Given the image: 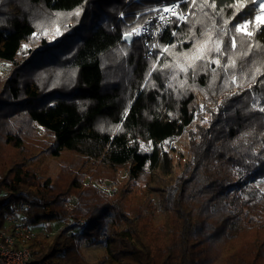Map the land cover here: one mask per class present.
Instances as JSON below:
<instances>
[{"label": "trees", "instance_id": "1", "mask_svg": "<svg viewBox=\"0 0 264 264\" xmlns=\"http://www.w3.org/2000/svg\"><path fill=\"white\" fill-rule=\"evenodd\" d=\"M176 1L0 0V141L23 152L0 163V213L22 200L27 223L64 222L31 242L40 260L88 264L80 241L105 238L102 264H264V19L257 0H201L155 55L123 40ZM78 11L77 28L61 24ZM37 126L63 165L53 185L27 170ZM184 132L177 173L168 141Z\"/></svg>", "mask_w": 264, "mask_h": 264}, {"label": "rangeland", "instance_id": "2", "mask_svg": "<svg viewBox=\"0 0 264 264\" xmlns=\"http://www.w3.org/2000/svg\"><path fill=\"white\" fill-rule=\"evenodd\" d=\"M185 5L189 13L191 14V18L195 19L198 17V13L202 10L203 4L201 0H180ZM256 12L258 15V18L264 19V0H257L256 1ZM77 13V12H76ZM74 14L73 16H64L61 18V24L65 26L69 23V21L74 18L77 22L75 24V28H77L82 21L81 16L83 14L82 11H78V15ZM84 16V14H83ZM149 18V16L146 18V20ZM146 20L143 23L136 24L130 28V31L127 34H132V30L134 27L138 25H143ZM133 35V34H132ZM141 42L142 47L145 45V40L143 38H139ZM155 42V41H154ZM156 44V42L154 43ZM157 47V46H156ZM155 48V46H154ZM146 54L148 53V49L145 48ZM156 50V48H155ZM155 50L154 55H155ZM122 57H126L125 53H119ZM153 55V56H154ZM7 72V67L3 66L2 74ZM151 75V73H149ZM66 76H55L56 79H59V81L65 80ZM109 77V76H108ZM152 76H148L150 78ZM112 81V80H111ZM56 82V80L54 81ZM148 85L155 86L154 83H149ZM2 109L0 110V114L2 117H4V113H6L7 110H9L10 106H7V104L1 105ZM0 115V117H1ZM194 126V124H193ZM192 126V127H193ZM37 135L32 140H34L36 143H38V147H33L30 153L28 154V157L30 155L32 156V159L30 163L27 164V170L31 172H35L36 176L40 177L41 183H44L46 181H50L51 185L55 184L58 181V178L62 176V163L59 161V159L55 157H51L49 154L44 153L45 148V136H43L42 130L39 126L36 127ZM188 133L184 132L181 135L177 136L176 138L168 141V148L170 151V156L172 158L173 164H174V170L178 173L180 172L183 163L188 159L189 149H188ZM25 139H28L29 142H26ZM24 139V145L30 146V139L29 136ZM43 141V144L41 142ZM22 154L23 152H20V155H14L13 151L11 150V147L6 145L3 141H0V163L5 164L7 166H11L13 162H21L22 160ZM126 174L125 171H121V175L119 178V183L125 181ZM96 185L101 189L103 192H106L107 194H112L114 190L109 187V183L104 182L102 185H99L96 183ZM256 186L260 187L264 191V180H262L259 184H256ZM147 198L152 199L154 202L157 203L158 206H160L161 198L157 192H148L146 194ZM135 204L137 205L139 202H141V199H136ZM76 203V199L73 197L71 201L69 202V206H73ZM160 208V207H159ZM155 222H153V225H161L162 223H165L164 214L161 211L157 213V216L154 215ZM141 222V221H140ZM64 222H52L47 224H38L36 225V231H39L40 238L44 237H50L57 233L61 227H63ZM108 229V225L104 228V234L106 230ZM76 232V231H75ZM77 234V233H75ZM79 253L80 256L88 263V264H102L105 256H106V250H105V238H103L100 242H98L95 245H90L85 241H80L79 243ZM215 261V260H214ZM219 261V260H218ZM227 262H224L220 260V264H225Z\"/></svg>", "mask_w": 264, "mask_h": 264}, {"label": "built area", "instance_id": "3", "mask_svg": "<svg viewBox=\"0 0 264 264\" xmlns=\"http://www.w3.org/2000/svg\"><path fill=\"white\" fill-rule=\"evenodd\" d=\"M191 14L184 8L182 1L160 6L143 25L133 28V37L143 38L147 54H152L154 41L174 26L187 23ZM30 205L22 200L9 202L6 211L0 213V264H53L49 260H40L30 246L37 237L36 226L26 222V212Z\"/></svg>", "mask_w": 264, "mask_h": 264}, {"label": "snow or ice", "instance_id": "4", "mask_svg": "<svg viewBox=\"0 0 264 264\" xmlns=\"http://www.w3.org/2000/svg\"><path fill=\"white\" fill-rule=\"evenodd\" d=\"M77 15L79 14L78 12L76 13ZM247 27H248V23L246 22V23H244L243 25H237V29L238 30H240V31H244V30H246L247 29ZM249 36H251L252 35V33H247ZM25 47H27V46H25ZM217 51H219V49L217 48ZM262 110H264V109H262Z\"/></svg>", "mask_w": 264, "mask_h": 264}, {"label": "water", "instance_id": "5", "mask_svg": "<svg viewBox=\"0 0 264 264\" xmlns=\"http://www.w3.org/2000/svg\"><path fill=\"white\" fill-rule=\"evenodd\" d=\"M123 40L126 42H131L133 40V35L132 34H125L123 36Z\"/></svg>", "mask_w": 264, "mask_h": 264}]
</instances>
